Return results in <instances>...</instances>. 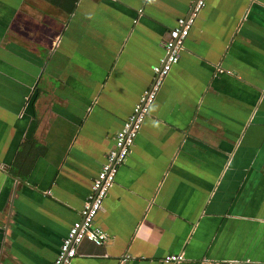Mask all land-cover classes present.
<instances>
[{"label": "crops", "instance_id": "obj_1", "mask_svg": "<svg viewBox=\"0 0 264 264\" xmlns=\"http://www.w3.org/2000/svg\"><path fill=\"white\" fill-rule=\"evenodd\" d=\"M194 1L0 0V264L53 263ZM96 225L69 264H264V0H206Z\"/></svg>", "mask_w": 264, "mask_h": 264}, {"label": "built area", "instance_id": "obj_2", "mask_svg": "<svg viewBox=\"0 0 264 264\" xmlns=\"http://www.w3.org/2000/svg\"><path fill=\"white\" fill-rule=\"evenodd\" d=\"M205 2L206 0H196L189 15L179 18L176 21V26L168 31L162 44L163 56L158 64L152 67L150 86L143 92L121 130L113 137V148L107 153L105 162L101 165L96 178L91 184L90 194L81 212V219L70 227L68 235L62 240L59 253L52 264H69L76 256L77 247L83 241L96 246H101L106 242L107 235L96 225V216L114 184L118 168L125 163L134 146V140L161 88L164 78L171 68L178 63L184 41L189 36L194 19L204 8ZM180 260L181 257L179 256H166L164 258L166 263H176Z\"/></svg>", "mask_w": 264, "mask_h": 264}, {"label": "water", "instance_id": "obj_3", "mask_svg": "<svg viewBox=\"0 0 264 264\" xmlns=\"http://www.w3.org/2000/svg\"><path fill=\"white\" fill-rule=\"evenodd\" d=\"M195 1H196V0H195ZM195 1H194V2H195Z\"/></svg>", "mask_w": 264, "mask_h": 264}]
</instances>
